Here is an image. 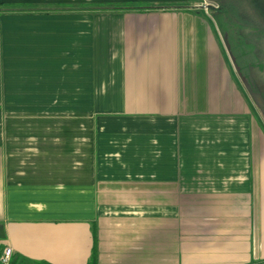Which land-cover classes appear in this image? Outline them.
Here are the masks:
<instances>
[{
    "label": "crops",
    "instance_id": "crops-1",
    "mask_svg": "<svg viewBox=\"0 0 264 264\" xmlns=\"http://www.w3.org/2000/svg\"><path fill=\"white\" fill-rule=\"evenodd\" d=\"M219 9L0 0L11 264H264L263 105Z\"/></svg>",
    "mask_w": 264,
    "mask_h": 264
},
{
    "label": "rangeland",
    "instance_id": "rangeland-1",
    "mask_svg": "<svg viewBox=\"0 0 264 264\" xmlns=\"http://www.w3.org/2000/svg\"><path fill=\"white\" fill-rule=\"evenodd\" d=\"M200 1L211 3L208 0H192V3ZM212 1L220 6L216 19L227 22L230 36L237 34L236 42L240 50L248 52L250 57L254 55V61H251V65H245L244 75L239 79L252 102L262 103L260 111L264 112V0ZM229 53L231 59L233 52Z\"/></svg>",
    "mask_w": 264,
    "mask_h": 264
},
{
    "label": "built area",
    "instance_id": "built-area-1",
    "mask_svg": "<svg viewBox=\"0 0 264 264\" xmlns=\"http://www.w3.org/2000/svg\"><path fill=\"white\" fill-rule=\"evenodd\" d=\"M12 249L10 247H4L0 252V263L11 264Z\"/></svg>",
    "mask_w": 264,
    "mask_h": 264
},
{
    "label": "trees",
    "instance_id": "trees-1",
    "mask_svg": "<svg viewBox=\"0 0 264 264\" xmlns=\"http://www.w3.org/2000/svg\"><path fill=\"white\" fill-rule=\"evenodd\" d=\"M146 7H155L154 5H145ZM162 7H172V8H186L188 7L187 4H175V5H163ZM9 10H16V9H9ZM89 264H96V254L95 250L92 251V255L89 259Z\"/></svg>",
    "mask_w": 264,
    "mask_h": 264
},
{
    "label": "flooded vegetation",
    "instance_id": "flooded-vegetation-1",
    "mask_svg": "<svg viewBox=\"0 0 264 264\" xmlns=\"http://www.w3.org/2000/svg\"><path fill=\"white\" fill-rule=\"evenodd\" d=\"M211 3H213V2H211ZM211 3H209V4H211ZM212 5H215L217 7V4H215V3H213Z\"/></svg>",
    "mask_w": 264,
    "mask_h": 264
}]
</instances>
